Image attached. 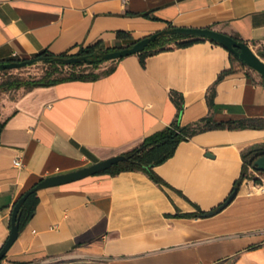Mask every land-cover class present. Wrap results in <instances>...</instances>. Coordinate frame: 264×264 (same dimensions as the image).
<instances>
[{"label": "crops", "instance_id": "0c3cea01", "mask_svg": "<svg viewBox=\"0 0 264 264\" xmlns=\"http://www.w3.org/2000/svg\"><path fill=\"white\" fill-rule=\"evenodd\" d=\"M169 26L227 34L264 61V0H0V64L97 42L112 49L118 32L142 39ZM95 72L93 81L0 94V249L16 201L45 178L123 155L175 122L210 116L250 126L181 142L155 167L167 185L122 172L37 191L33 217L0 264H264V188L245 178L224 209L203 217L230 196L243 155L264 148L260 74L233 67L210 40L144 63L140 54L105 61Z\"/></svg>", "mask_w": 264, "mask_h": 264}, {"label": "trees", "instance_id": "16d2710c", "mask_svg": "<svg viewBox=\"0 0 264 264\" xmlns=\"http://www.w3.org/2000/svg\"><path fill=\"white\" fill-rule=\"evenodd\" d=\"M174 27L169 26L167 30ZM166 31V30H165ZM164 32V31H162ZM146 38V37H145ZM117 39L122 42L119 46L109 49L102 46V42H97L93 45L82 47L74 54H53L48 50H42L35 54L31 59H35L36 62H42L51 66L52 70L48 71L40 79H28L22 80L19 78L7 79L0 83V92H10L13 90H18L21 88L31 89L35 87H46L55 85L59 82L72 81V80H83V81H93L99 78V74L95 71L98 67L104 63L100 56L103 54L110 53L112 51L120 50L123 48L131 47L136 42L141 39H134L130 34L126 32H118ZM143 39V38H142ZM208 39L195 38L191 36L182 35H168L162 33L154 41H152L149 46L140 54L141 62L144 63V59L161 53L163 51L172 50L174 48H185L189 47L195 43L205 41ZM213 44L219 45L214 41ZM173 44V46H170ZM94 55H99L94 57ZM69 57H89L85 62H80L71 65H64L57 60L59 58H69ZM230 60L233 67L246 66L241 62L234 54L230 53ZM70 67L72 70L68 75H59L60 68ZM232 71L229 70L222 73L218 77L220 81L225 75ZM215 91L214 88L211 90L210 94L207 96L209 106L212 105L214 99ZM250 125L245 120H226V121H216L212 117H207L192 126H180L178 122L166 127L162 131H159L143 140V142L135 147L134 149L123 154L127 159L123 162L113 165L109 170L101 173L104 175L115 176L122 172H143L145 173L154 183L163 186L167 183L159 177L155 172V167L161 165L169 158L173 156L177 146L184 141L189 140L198 133L215 130V129H244ZM264 148H258L249 151L243 155L244 166L242 170L241 177L235 182L231 194L238 189L239 185L245 178H250L255 183H259L260 180L254 175L249 176L247 174L248 167L252 168L253 160L263 153ZM259 175L264 177V173L258 172ZM230 194V195H231ZM18 201V200H17ZM16 201V202H17ZM39 199L37 192L32 193L22 205L20 210V230L25 226V224L33 217L36 207L38 205ZM196 216L197 214H192Z\"/></svg>", "mask_w": 264, "mask_h": 264}, {"label": "water", "instance_id": "95a60500", "mask_svg": "<svg viewBox=\"0 0 264 264\" xmlns=\"http://www.w3.org/2000/svg\"><path fill=\"white\" fill-rule=\"evenodd\" d=\"M162 33H166L168 35H182V36H191L195 38H204L210 41H214L217 44L226 48L230 53L234 54L241 62L245 65L250 67L251 69L255 70L263 79L264 82V61L259 57L253 49L246 43L237 40L227 34L218 32L216 30H212L209 28H181V27H174L170 30H166L164 32H158L143 38L136 42L133 46L123 48L120 50L112 51L107 54H103L100 58L103 61H110V60H118L124 57L139 54L143 52L149 44L154 41L159 35ZM99 55H94L97 57ZM89 59V57H69V58H59L57 61L64 64V65H71L80 62H85ZM36 62L35 59H27L21 61H11L6 63L0 64V70L4 69H16L27 67ZM127 158L124 155L114 156L109 159L97 162L89 167L82 168L80 170L62 174L58 176H52L45 178L39 181L36 185L32 188L27 190L22 196L18 199L15 203L12 211L11 216V224H10V234L8 239L6 240L3 247L0 249V262L3 261L8 254L9 250L12 248L16 240L18 239L19 232H20V210L22 205L25 203L26 199L32 194L41 189L60 186L69 184L75 181H79L85 179L90 176L101 174L107 170H109L113 165L125 161ZM253 170L257 172L264 173V150L263 153L260 154L253 160L252 163ZM237 190H235L228 199L216 210H212L210 212L204 213L203 217H211L220 212L224 209L236 196Z\"/></svg>", "mask_w": 264, "mask_h": 264}, {"label": "rangeland", "instance_id": "374dc122", "mask_svg": "<svg viewBox=\"0 0 264 264\" xmlns=\"http://www.w3.org/2000/svg\"><path fill=\"white\" fill-rule=\"evenodd\" d=\"M253 51L262 58L260 52L256 50L255 48ZM243 68H247V66H242ZM52 68L48 64H44L42 62H35L34 64L22 67V68H16V69H4L0 70V83L7 79L12 78H19L22 80H28V79H40L42 78L48 71H51ZM70 67H63L60 68V74L59 75H68L71 72ZM1 93H8V92H0ZM76 264H104L103 261L99 260H91V259H82L80 263Z\"/></svg>", "mask_w": 264, "mask_h": 264}, {"label": "built area", "instance_id": "2783aa9c", "mask_svg": "<svg viewBox=\"0 0 264 264\" xmlns=\"http://www.w3.org/2000/svg\"><path fill=\"white\" fill-rule=\"evenodd\" d=\"M15 165L16 166H21V163L19 161H16ZM254 176L257 177L260 180L259 183H255V182L254 183L257 184V186L264 188V177L259 175V173L256 172V171L254 172Z\"/></svg>", "mask_w": 264, "mask_h": 264}]
</instances>
